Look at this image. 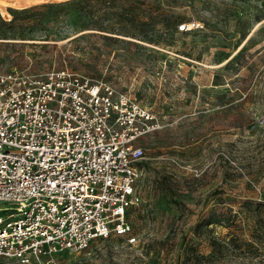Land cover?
<instances>
[{
	"label": "rangeland",
	"instance_id": "obj_1",
	"mask_svg": "<svg viewBox=\"0 0 264 264\" xmlns=\"http://www.w3.org/2000/svg\"><path fill=\"white\" fill-rule=\"evenodd\" d=\"M61 68L159 128L136 141L135 242L59 264H264V0H0V71Z\"/></svg>",
	"mask_w": 264,
	"mask_h": 264
},
{
	"label": "built area",
	"instance_id": "obj_2",
	"mask_svg": "<svg viewBox=\"0 0 264 264\" xmlns=\"http://www.w3.org/2000/svg\"><path fill=\"white\" fill-rule=\"evenodd\" d=\"M155 116L61 68L0 71V263L59 264L95 239L135 242L128 210Z\"/></svg>",
	"mask_w": 264,
	"mask_h": 264
},
{
	"label": "bare ground",
	"instance_id": "obj_3",
	"mask_svg": "<svg viewBox=\"0 0 264 264\" xmlns=\"http://www.w3.org/2000/svg\"><path fill=\"white\" fill-rule=\"evenodd\" d=\"M16 0H9V4L14 3ZM24 2V1H23ZM22 3V2H21ZM21 7V6H19Z\"/></svg>",
	"mask_w": 264,
	"mask_h": 264
}]
</instances>
